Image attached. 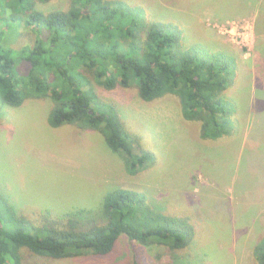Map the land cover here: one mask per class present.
I'll return each instance as SVG.
<instances>
[{
	"label": "rangeland",
	"instance_id": "1",
	"mask_svg": "<svg viewBox=\"0 0 264 264\" xmlns=\"http://www.w3.org/2000/svg\"><path fill=\"white\" fill-rule=\"evenodd\" d=\"M125 1L152 21L180 25L186 45L235 58L239 70L228 88L237 108L234 132L202 139L197 123L181 116L175 96L149 103L135 86L98 88L119 105L126 128L140 134L139 146L155 154L154 166L132 176L102 133L53 127L50 100L29 99L21 108L6 107L0 118V189L33 218L46 211H98L117 186L146 191L165 211L188 217L195 239L175 256L167 246L142 250L122 235L112 257L86 254L55 263L27 257L28 264H120L133 251L145 264L158 263V255L162 264H257L253 247L264 228V0ZM68 4L52 0L38 8Z\"/></svg>",
	"mask_w": 264,
	"mask_h": 264
},
{
	"label": "trees",
	"instance_id": "2",
	"mask_svg": "<svg viewBox=\"0 0 264 264\" xmlns=\"http://www.w3.org/2000/svg\"><path fill=\"white\" fill-rule=\"evenodd\" d=\"M50 1L0 0V118L6 107L49 99L51 126L102 133L132 176L154 166L155 154L139 146L140 134L126 128L119 105L102 98L98 88L135 86L149 103L175 96L181 116L197 123L202 139L234 132L237 108L228 88L239 66L233 56L186 45L180 25L152 21L125 0H69L66 8H38ZM152 198L117 186L98 211H46L33 218L0 189V264H28L27 257L51 263L86 254L112 257L123 236L142 250L167 246L174 255L188 248L194 224ZM253 250L257 264H264V228ZM137 253L131 260L123 254L120 264H145ZM160 258L155 264H162Z\"/></svg>",
	"mask_w": 264,
	"mask_h": 264
}]
</instances>
